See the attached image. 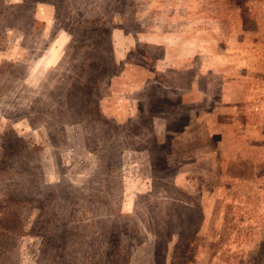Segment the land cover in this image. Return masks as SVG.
Returning a JSON list of instances; mask_svg holds the SVG:
<instances>
[{
	"label": "rangeland",
	"instance_id": "374dc122",
	"mask_svg": "<svg viewBox=\"0 0 264 264\" xmlns=\"http://www.w3.org/2000/svg\"><path fill=\"white\" fill-rule=\"evenodd\" d=\"M0 264H264V0H0Z\"/></svg>",
	"mask_w": 264,
	"mask_h": 264
}]
</instances>
